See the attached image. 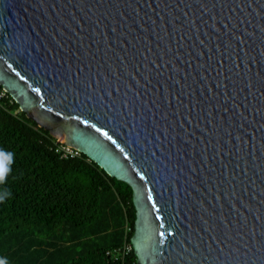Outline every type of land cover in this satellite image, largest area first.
<instances>
[{
	"label": "water",
	"instance_id": "obj_1",
	"mask_svg": "<svg viewBox=\"0 0 264 264\" xmlns=\"http://www.w3.org/2000/svg\"><path fill=\"white\" fill-rule=\"evenodd\" d=\"M0 86L130 186L136 264H264V0H0Z\"/></svg>",
	"mask_w": 264,
	"mask_h": 264
},
{
	"label": "trees",
	"instance_id": "obj_2",
	"mask_svg": "<svg viewBox=\"0 0 264 264\" xmlns=\"http://www.w3.org/2000/svg\"><path fill=\"white\" fill-rule=\"evenodd\" d=\"M60 145L0 86V149L13 153L11 172L0 185L10 192L0 201V259L121 264L109 252L130 244V186L82 153L63 156ZM127 260L136 264L132 248Z\"/></svg>",
	"mask_w": 264,
	"mask_h": 264
},
{
	"label": "clouds",
	"instance_id": "obj_3",
	"mask_svg": "<svg viewBox=\"0 0 264 264\" xmlns=\"http://www.w3.org/2000/svg\"><path fill=\"white\" fill-rule=\"evenodd\" d=\"M13 163V153L0 149V185L5 184L8 175L11 172V165ZM10 192L7 190H0V201H3ZM0 264H6L4 259H0Z\"/></svg>",
	"mask_w": 264,
	"mask_h": 264
},
{
	"label": "built area",
	"instance_id": "obj_4",
	"mask_svg": "<svg viewBox=\"0 0 264 264\" xmlns=\"http://www.w3.org/2000/svg\"><path fill=\"white\" fill-rule=\"evenodd\" d=\"M58 148L62 151L63 156H67V155L72 156V155L80 153L76 149L69 147L67 145H64V144L60 145ZM131 248H132L131 244L126 243L121 248H119L117 250H112L110 252L107 251V253L109 252L110 254L114 255L115 257L120 256L121 257V264H133L132 261L127 260V254L129 253Z\"/></svg>",
	"mask_w": 264,
	"mask_h": 264
}]
</instances>
